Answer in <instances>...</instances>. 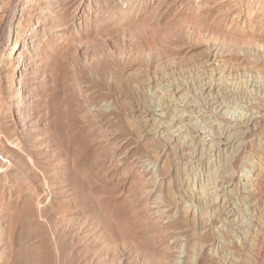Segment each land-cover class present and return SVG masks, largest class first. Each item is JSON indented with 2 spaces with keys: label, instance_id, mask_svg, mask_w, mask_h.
<instances>
[{
  "label": "rangeland",
  "instance_id": "1",
  "mask_svg": "<svg viewBox=\"0 0 264 264\" xmlns=\"http://www.w3.org/2000/svg\"><path fill=\"white\" fill-rule=\"evenodd\" d=\"M16 1L0 264H264V0Z\"/></svg>",
  "mask_w": 264,
  "mask_h": 264
},
{
  "label": "bare ground",
  "instance_id": "2",
  "mask_svg": "<svg viewBox=\"0 0 264 264\" xmlns=\"http://www.w3.org/2000/svg\"><path fill=\"white\" fill-rule=\"evenodd\" d=\"M18 1V0H17ZM15 2V4H14V9H16V7L18 6V2ZM45 1V3L47 4V3H51V4H55V3H59V1L60 0H44ZM48 1H51V2H48ZM71 0H68V1H66V2H70ZM240 1H242V0H240ZM257 1H259V0H257ZM249 2V1H248ZM251 3H253V2H251ZM250 3V4H251ZM228 11H229V9H228ZM39 13V12H38ZM230 14V13H229ZM241 15L239 14L238 16H236L235 17V19L237 18V17H240ZM21 25V24H20ZM14 29H18V26L16 27V28H14ZM11 34H13V36H14V38H13V41H11V43L13 44V47H11V48H9V49H6L7 51L8 50H10V55H13V54H15L16 53V50L19 48V44L20 43H22L23 41H25V43L27 42V40L28 39H26V40H21L20 38H18V33L17 32H11ZM32 35V33H27L26 34V37L27 36H31ZM21 40V41H20ZM13 51V52H12ZM14 56V55H13ZM19 62V61H18ZM21 62V61H20ZM19 65V64H18ZM17 65V66H18ZM27 66V65H26ZM16 67V66H15ZM21 67H22V65H21ZM17 68H19V66L17 67ZM80 83V82H79ZM20 89V88H19ZM10 94V93H9ZM227 106V105H226ZM19 112V111H18ZM9 130V129H8ZM2 131V130H1ZM9 134V133H8ZM234 135V134H233ZM12 136V135H11ZM188 137V136H187ZM216 187V186H215ZM203 194V193H202ZM78 258H80V257H78ZM234 258V257H233ZM89 261V260H88ZM75 263V262H74ZM80 264V263H79Z\"/></svg>",
  "mask_w": 264,
  "mask_h": 264
}]
</instances>
